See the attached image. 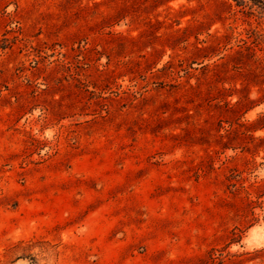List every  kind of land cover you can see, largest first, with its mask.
Segmentation results:
<instances>
[{
	"label": "rangeland",
	"instance_id": "374dc122",
	"mask_svg": "<svg viewBox=\"0 0 264 264\" xmlns=\"http://www.w3.org/2000/svg\"><path fill=\"white\" fill-rule=\"evenodd\" d=\"M0 264H264V0H0Z\"/></svg>",
	"mask_w": 264,
	"mask_h": 264
}]
</instances>
